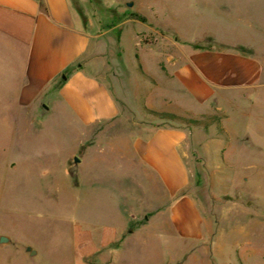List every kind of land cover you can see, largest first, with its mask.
<instances>
[{
	"label": "rangeland",
	"instance_id": "374dc122",
	"mask_svg": "<svg viewBox=\"0 0 264 264\" xmlns=\"http://www.w3.org/2000/svg\"><path fill=\"white\" fill-rule=\"evenodd\" d=\"M68 1L97 45L99 65H108L117 114L110 121L97 116L90 97L104 72L68 101L55 87L22 102L25 64L0 47V264H75L78 231L96 234L98 224L126 219L117 208L131 197L137 208L149 201L135 181L99 174L118 167L117 142L145 138L140 121L186 127L189 141L194 134L192 194L204 223L183 210L176 233L138 231L124 264H264V84L219 89L199 103L170 80L185 64L198 74L206 51L255 57L232 42L264 37V0ZM154 107L201 123L166 119Z\"/></svg>",
	"mask_w": 264,
	"mask_h": 264
},
{
	"label": "crops",
	"instance_id": "0c3cea01",
	"mask_svg": "<svg viewBox=\"0 0 264 264\" xmlns=\"http://www.w3.org/2000/svg\"><path fill=\"white\" fill-rule=\"evenodd\" d=\"M248 40H234L232 46L250 48L256 52L255 57L237 51L232 54L206 51L195 64L194 70L198 74L193 72L191 63L185 64L177 79L173 73L171 83L199 103L213 99L219 89L255 90L264 84L259 82L263 75L264 37ZM0 47L6 55H11L9 58L20 56L25 64L28 83L22 102L29 103L36 95H48L55 87H60L58 90L68 101L80 96L79 89L88 90L90 78L97 79V75L104 72V83L96 82L90 97L98 103L97 116L110 121L117 114V96L105 78L108 65L104 62L99 65L97 45L78 22L68 0H0ZM57 79L61 80L60 85L51 87L52 81ZM124 109L135 116L131 109L126 106ZM86 110L89 113L86 120L91 121L95 117L93 109L87 107ZM154 110L179 117L175 111L155 107ZM138 124L145 130V138L117 142L119 158L115 163L118 167L107 171L104 166L105 170L99 174L102 179L135 181L144 196L150 194L149 201L142 202L139 208L136 200L129 201L136 198L122 203V191L115 188L113 201L126 206L117 210L127 212V218L120 214L113 223L96 224V234L83 229L78 231L73 244L75 264H124L129 260L128 246L138 240V231L153 226L163 232L174 230L176 233L183 225L180 218L183 210L194 222L204 223L198 216L201 203L192 194L196 162L192 154L196 141L194 134L190 133L189 141L186 127L166 122L152 125L140 121ZM187 190L190 198L181 196ZM102 192L99 188L101 196ZM103 193L108 194V191Z\"/></svg>",
	"mask_w": 264,
	"mask_h": 264
},
{
	"label": "trees",
	"instance_id": "16d2710c",
	"mask_svg": "<svg viewBox=\"0 0 264 264\" xmlns=\"http://www.w3.org/2000/svg\"><path fill=\"white\" fill-rule=\"evenodd\" d=\"M158 115H160L161 117H164L166 119H181L184 122H187L188 124H199L201 123L200 120L198 119H192V118H187V117H178L172 114H166V113H157Z\"/></svg>",
	"mask_w": 264,
	"mask_h": 264
},
{
	"label": "water",
	"instance_id": "95a60500",
	"mask_svg": "<svg viewBox=\"0 0 264 264\" xmlns=\"http://www.w3.org/2000/svg\"><path fill=\"white\" fill-rule=\"evenodd\" d=\"M128 6L130 7V5H128ZM3 240H4V239H2L0 243H2ZM27 251L32 252L30 249H28Z\"/></svg>",
	"mask_w": 264,
	"mask_h": 264
}]
</instances>
